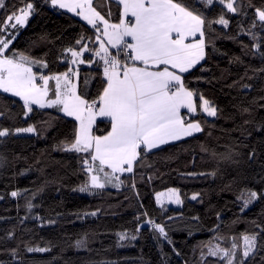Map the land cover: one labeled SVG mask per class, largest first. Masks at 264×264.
<instances>
[{
	"label": "trees",
	"instance_id": "trees-1",
	"mask_svg": "<svg viewBox=\"0 0 264 264\" xmlns=\"http://www.w3.org/2000/svg\"><path fill=\"white\" fill-rule=\"evenodd\" d=\"M49 1L5 0L8 11L0 9V20L13 6L32 2L35 11L27 25L19 28L10 49L48 62L47 69L34 67V71L58 74L70 66L61 62L62 52L82 35L89 38L85 43L91 47L98 45L91 27L50 7ZM251 2L264 7V0ZM93 3L102 14L110 10L112 15L106 18L118 22L120 5L114 1L105 5L104 0H99V5L97 0ZM238 3L247 15L227 13L228 29L214 24L217 31L210 33L214 49H206L209 57L202 62L204 70H198V65L185 74L187 86L217 107L218 118L207 117L198 108V114L190 118L200 121L204 131L143 153L134 172L121 177L125 184L120 189L109 186L93 190V194L80 192L86 180L78 159L83 154L56 150L65 139L72 140L76 122L55 108H34L25 119L23 103L0 93V111L4 112L0 127L37 129L35 134L0 138L4 141L0 144V264H201V250L206 252V248L199 246L209 240L224 248L233 242L242 247L243 234L260 232L256 225L264 226V195L243 211L238 196L246 189L264 194V71H258L264 68V60L252 55L253 41L240 31L241 26L245 30L250 27L254 9L247 6V0ZM221 8L216 4L215 10L203 11L215 18ZM4 35L11 39L8 33ZM85 58L97 60L90 53H85ZM79 70L78 91L96 98L103 86L100 70L96 64H82ZM86 77L87 88L83 85ZM108 130L106 120L98 121L93 129L97 135ZM226 154H231L230 160L223 158ZM133 182L135 190L130 187ZM170 189L179 191L182 203L176 207L157 205L155 195ZM13 191L20 195L12 197ZM193 194H199L197 200L190 199ZM29 202L33 205L30 211ZM146 219L164 224L172 244L147 224L137 233V224ZM124 231L136 234L137 239L125 240V246L118 247L117 233ZM82 239L87 247H75ZM260 244H264V233L258 237V247ZM28 247L51 250L29 253ZM261 257L264 250L258 252L253 264H264ZM203 264L222 263L208 257Z\"/></svg>",
	"mask_w": 264,
	"mask_h": 264
},
{
	"label": "snow or ice",
	"instance_id": "snow-or-ice-1",
	"mask_svg": "<svg viewBox=\"0 0 264 264\" xmlns=\"http://www.w3.org/2000/svg\"><path fill=\"white\" fill-rule=\"evenodd\" d=\"M104 2L110 5L113 0ZM116 3L122 6V10L118 22H112L106 18L111 17V11L102 14L93 0H50L53 8L65 9L85 21L94 30V43L98 45L91 47L85 43L89 38L82 35L74 46L62 52L61 62L70 66L58 74L34 71V67L47 69L48 62L10 49L19 28L26 26L35 11L32 2H26L20 8L13 6L6 18L0 20V93L18 97L23 102L25 119L36 106L39 109L55 108L77 122L72 140L65 139L56 146V150L83 154L78 155V159L80 170L86 173V180L79 191L89 194L109 186L120 189L125 184L121 177L134 172L143 153L203 132L202 123L190 118L198 114V108L207 117L218 118L217 107L202 94L190 89L184 74L196 69L197 65H200L198 70H204L202 62L209 57L206 49H214L210 36L217 31L213 28L214 24L228 29L230 18L227 13L247 15L238 0H116ZM216 4L222 6L219 15L209 18L203 9L215 10ZM247 6L254 9V18L247 30L241 26L240 31L253 41L252 55L264 60V36H261L264 33V7H255L251 0H247ZM0 9L8 11L5 0H0ZM257 28L259 33L253 31ZM8 29L16 32L10 33ZM4 33H8L11 39ZM85 53H90L97 60L85 58ZM82 64L89 67L96 64L100 70L103 86L96 98L89 99L86 92L78 91L81 84L78 65ZM258 71H264V68ZM88 82L86 77L83 80L85 88ZM3 115L4 112L0 111V116ZM98 119L110 123V130L105 134L97 135L93 131ZM36 132L34 126L16 129L0 127V138ZM2 143L4 141L0 139ZM223 158L230 160L231 154ZM130 187L135 190V183ZM18 195L17 191L11 192L12 197ZM198 195L193 194L191 199L197 200ZM260 195L264 194L244 190L238 196L242 201L241 211ZM161 196H166L168 203H182L176 189L157 194L156 202L163 207ZM27 207L30 211L33 205L29 202ZM90 214L97 215L96 212ZM143 215L147 217L146 212ZM136 219L139 221L140 216ZM144 224L159 233V238L172 244L164 224L146 219L137 224V233ZM256 227L260 232L243 234L242 247L233 242L231 247L224 248L211 240L200 245L201 249L207 248V253L201 250V264L207 257H214L224 264H253L258 252L264 250V244L258 247V237L264 233V226L257 224ZM117 236L118 247L125 246V240L137 239L136 234L127 231L117 233ZM220 238L214 237L216 240ZM75 247L86 248L87 241L78 240ZM50 250L45 247L26 249L29 253ZM176 254L180 255L178 251ZM12 255H16L15 249H12ZM260 259L264 261V257Z\"/></svg>",
	"mask_w": 264,
	"mask_h": 264
},
{
	"label": "rangeland",
	"instance_id": "rangeland-1",
	"mask_svg": "<svg viewBox=\"0 0 264 264\" xmlns=\"http://www.w3.org/2000/svg\"><path fill=\"white\" fill-rule=\"evenodd\" d=\"M63 10H65V9H63ZM67 11V10H66ZM68 12V11H67ZM70 14H72V16H76V18H78V19H81L79 16H77V15H75V14H73V13H71V12H69ZM32 16V14L30 15V17ZM29 17V18H30ZM29 20V19H28ZM82 20V19H81ZM28 23V22H27ZM27 25V24H26ZM24 28V27H23ZM113 51H115V50H113ZM6 94V93H5ZM7 95H9V94H7ZM10 96V95H9ZM15 98H17L18 99V97H15ZM169 191H165V192H161V193H168ZM158 194H160V193H158ZM156 196H157V194L155 195V201H156ZM191 199V198H190ZM157 203V202H156ZM161 203L163 204V206H173V207H176V206H178V205H180V204H175V203H168V200H167V197L166 196H161ZM158 205V204H157ZM160 206V205H159ZM216 244V243H215ZM204 253H207V248H206V252L204 251ZM208 258V257H207ZM210 258H214V257H210ZM214 259H216V258H214ZM221 263L222 264H224V262L223 261H221Z\"/></svg>",
	"mask_w": 264,
	"mask_h": 264
},
{
	"label": "crops",
	"instance_id": "crops-1",
	"mask_svg": "<svg viewBox=\"0 0 264 264\" xmlns=\"http://www.w3.org/2000/svg\"><path fill=\"white\" fill-rule=\"evenodd\" d=\"M114 2H116V0H113ZM48 5L50 6V7H52L51 6V4H50V1L48 2ZM121 7V10H122V6H120ZM53 8V7H52ZM55 9H57V10H59V11H62V12H66V13H68V14H70L69 12H67L66 10H63V9H58V8H55ZM72 15V14H71ZM76 17V16H75ZM81 20V19H80ZM81 21H83V20H81ZM85 24H86V22L85 21H83ZM89 26V25H88ZM90 27V26H89ZM97 59V58H96ZM80 65H78V67H79ZM198 66V65H197ZM187 74V73H186ZM185 75V74H184ZM19 99V98H18ZM22 102V101H21ZM23 103V102H22ZM33 108H36V106H33ZM53 109V108H52ZM182 112H184V113H186V110H182ZM62 115H63V113H61ZM64 116V115H63ZM64 117H66V116H64ZM66 118H68V119H71V120H73L72 118H70V117H66ZM74 121V120H73ZM98 121H101L100 119H98L97 120V122ZM107 121V120H106ZM76 122V121H75ZM77 123V122H76ZM29 134V133H28ZM197 134H199V133H197ZM197 134H194L193 136H195V135H197ZM192 137V136H191ZM186 138H189V137H186ZM186 138H184V139H186ZM183 140V139H182ZM180 141V140H179ZM174 142H178V141H173V142H170V143H168V144H171V143H174ZM165 145H167V144H165ZM164 145H162L161 147H163ZM160 147V148H161ZM159 149V148H158ZM154 150H156V149H153L152 151H154Z\"/></svg>",
	"mask_w": 264,
	"mask_h": 264
}]
</instances>
